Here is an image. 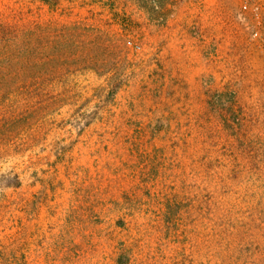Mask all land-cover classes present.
<instances>
[{
  "label": "rangeland",
  "instance_id": "374dc122",
  "mask_svg": "<svg viewBox=\"0 0 264 264\" xmlns=\"http://www.w3.org/2000/svg\"><path fill=\"white\" fill-rule=\"evenodd\" d=\"M0 264H264V5L0 0Z\"/></svg>",
  "mask_w": 264,
  "mask_h": 264
},
{
  "label": "built area",
  "instance_id": "2783aa9c",
  "mask_svg": "<svg viewBox=\"0 0 264 264\" xmlns=\"http://www.w3.org/2000/svg\"><path fill=\"white\" fill-rule=\"evenodd\" d=\"M242 5L244 8L250 6L253 12L257 11L261 6L264 5V0H242Z\"/></svg>",
  "mask_w": 264,
  "mask_h": 264
},
{
  "label": "trees",
  "instance_id": "16d2710c",
  "mask_svg": "<svg viewBox=\"0 0 264 264\" xmlns=\"http://www.w3.org/2000/svg\"><path fill=\"white\" fill-rule=\"evenodd\" d=\"M38 1L51 4L52 2H55L56 0H38Z\"/></svg>",
  "mask_w": 264,
  "mask_h": 264
}]
</instances>
